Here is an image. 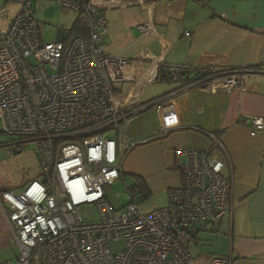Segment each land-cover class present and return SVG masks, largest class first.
I'll list each match as a JSON object with an SVG mask.
<instances>
[{"label":"built area","instance_id":"obj_1","mask_svg":"<svg viewBox=\"0 0 264 264\" xmlns=\"http://www.w3.org/2000/svg\"><path fill=\"white\" fill-rule=\"evenodd\" d=\"M13 1L20 9L0 35V126L16 137L8 145H36L40 167L39 180L17 193L0 192L2 215L18 246V263L31 264L37 257L41 264H191L187 244L195 240L197 230L231 213L233 178L224 174L229 161L211 149L177 151L181 183L169 189L166 206L146 213L139 209L135 189L127 188V203L120 212L107 190L115 181H124V160L138 143L183 125L176 101L180 94L201 85L210 93L230 92L241 87L245 69L158 59L152 63L155 70L194 79L178 82L170 96L143 101L142 81H136L131 59L104 49V12H112L120 0ZM35 1H53L83 15L87 35L61 29L60 39L44 41L31 7ZM137 28L147 34L153 26L148 20ZM126 83L130 87L124 88ZM152 108L158 119L156 133L131 139L129 122ZM193 129L227 156L214 133ZM258 132L264 133V118L251 117L249 134ZM88 205L96 209L97 218H82ZM207 264H232V257L212 255Z\"/></svg>","mask_w":264,"mask_h":264},{"label":"crops","instance_id":"obj_2","mask_svg":"<svg viewBox=\"0 0 264 264\" xmlns=\"http://www.w3.org/2000/svg\"><path fill=\"white\" fill-rule=\"evenodd\" d=\"M139 1L120 0L112 12H104L103 41L109 54L131 59L136 81H142V96L148 86L156 92L152 99L170 96L179 87L177 82H156L158 71L152 63L158 59L245 71L241 87L230 92L210 93L201 85L180 94L176 101L183 125L161 138L138 143L124 160V175L144 181L149 192L145 199L161 193L167 197L169 189L181 183L176 152L211 149L213 155L229 161L224 174L233 178L232 210L217 227L213 225L217 250L198 253V264H207L212 255H230L232 264H264V133L249 134L250 118H264V0H142L145 7ZM148 20L153 29L142 34L137 24ZM186 31L189 36L184 35ZM126 84L124 88L130 87ZM154 112L156 121L149 131L144 119H134L127 132L131 139L143 140L156 133ZM193 127L214 133L227 156ZM18 255L0 207V264H19Z\"/></svg>","mask_w":264,"mask_h":264},{"label":"rangeland","instance_id":"obj_3","mask_svg":"<svg viewBox=\"0 0 264 264\" xmlns=\"http://www.w3.org/2000/svg\"><path fill=\"white\" fill-rule=\"evenodd\" d=\"M31 7L34 12V18L39 22L40 33L44 41L55 40L58 31L61 29L70 31L79 17L78 12L64 9L53 1H35L32 2ZM19 9V3L13 0H0V35L5 33ZM155 94L154 86H148L142 98L146 101L155 97ZM154 111L155 108H152L136 117L137 119H144L147 122L148 131L151 126H154L156 121ZM134 119L127 126L128 133H130L131 127L137 121V119ZM15 139V136H9L4 133L0 126V187L17 193L25 188L30 181L40 179V167L36 155V145L32 142L20 143L18 147L8 145L10 141ZM11 149L16 152L10 154L9 150ZM133 186H135L133 176L125 174L124 181H115L107 190L109 201L118 212L122 210L121 206L127 201L129 187ZM167 203L168 196L166 197L165 194L161 193L155 196V198L149 197L140 202L139 209L141 212L146 213L154 209V207L166 206ZM81 216L82 218L95 219L97 218V211L92 205H88L81 212ZM220 221H216L214 226L217 227ZM215 238L216 233L213 232L212 224H207L200 228L195 240L187 244L193 258L191 264L199 263L198 259L201 256H198V253L205 254L208 251L217 250Z\"/></svg>","mask_w":264,"mask_h":264},{"label":"trees","instance_id":"obj_4","mask_svg":"<svg viewBox=\"0 0 264 264\" xmlns=\"http://www.w3.org/2000/svg\"><path fill=\"white\" fill-rule=\"evenodd\" d=\"M70 35H82L86 36L87 35V25H86V20L83 15L79 14V17L73 27L69 31ZM194 78H184L182 75H173L168 72H165L163 70H159L157 73L156 77V82L158 83H172V82H181L183 84H186L193 80ZM147 112V111H146ZM145 113V112H144ZM135 180V186L129 187V189H135L136 191L138 190V200L145 199L146 197L149 196V192L147 191L146 185L144 184V181L139 178L133 176ZM1 192V191H0ZM127 203V201L122 205L124 206ZM41 264V261L39 258L34 257L31 261V264Z\"/></svg>","mask_w":264,"mask_h":264},{"label":"water","instance_id":"obj_5","mask_svg":"<svg viewBox=\"0 0 264 264\" xmlns=\"http://www.w3.org/2000/svg\"><path fill=\"white\" fill-rule=\"evenodd\" d=\"M62 34H63L62 31L58 32L56 38H57V39H60V38L62 37ZM62 198H63V197H59V200H62Z\"/></svg>","mask_w":264,"mask_h":264}]
</instances>
